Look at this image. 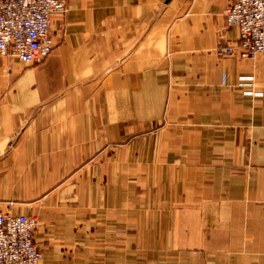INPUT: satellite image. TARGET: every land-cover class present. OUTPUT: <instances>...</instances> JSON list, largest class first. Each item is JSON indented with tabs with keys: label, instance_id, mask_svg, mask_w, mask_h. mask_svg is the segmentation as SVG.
Instances as JSON below:
<instances>
[{
	"label": "crops",
	"instance_id": "obj_1",
	"mask_svg": "<svg viewBox=\"0 0 264 264\" xmlns=\"http://www.w3.org/2000/svg\"><path fill=\"white\" fill-rule=\"evenodd\" d=\"M40 63L0 57V211L42 264H264V55L225 0H65Z\"/></svg>",
	"mask_w": 264,
	"mask_h": 264
},
{
	"label": "built area",
	"instance_id": "obj_2",
	"mask_svg": "<svg viewBox=\"0 0 264 264\" xmlns=\"http://www.w3.org/2000/svg\"><path fill=\"white\" fill-rule=\"evenodd\" d=\"M226 26L236 27L237 41L219 45L220 56L264 55V0H225ZM65 0H0V57L8 65L40 63L56 46L52 15L66 12ZM37 218L0 211V264H42L34 240Z\"/></svg>",
	"mask_w": 264,
	"mask_h": 264
}]
</instances>
